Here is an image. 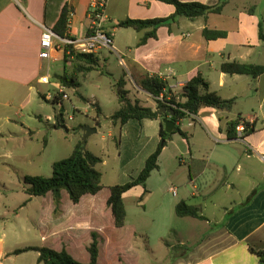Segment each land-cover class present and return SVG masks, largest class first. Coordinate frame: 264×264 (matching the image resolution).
<instances>
[{
    "label": "crops",
    "instance_id": "0c3cea01",
    "mask_svg": "<svg viewBox=\"0 0 264 264\" xmlns=\"http://www.w3.org/2000/svg\"><path fill=\"white\" fill-rule=\"evenodd\" d=\"M91 2L92 0H0V164L2 159L10 156L32 162L43 151L25 150L44 132L40 114L32 108V103L42 94L43 84L39 83V78L48 73L49 66L55 65L52 74H63L67 65L65 67L63 63L62 44L57 38L53 42L60 49L51 53V59L39 58L40 36L43 27H54L66 5L70 8L67 33L74 40L81 39L88 31L87 12ZM183 2L222 7L218 14L211 13L193 21L186 19L193 32L175 35L174 28L181 22V18H178L170 30L165 26L160 27L155 39H148L144 45L138 46L144 32L133 30V35H130L126 33L130 29L118 28L117 23L125 19L166 18L174 13V7L160 0H109L105 28L112 36L114 51L104 50L95 57L100 67L101 59L108 60L106 52L111 56L122 55L121 63L128 65L131 71L135 97L140 94L151 97L136 86L137 80L145 75L156 76L169 71L172 77L164 83L169 91L178 96L188 80L200 75L208 83L210 91L225 100L235 99L229 112L201 108L196 115L182 119L179 124L175 123V127L178 125L180 128L187 119L189 132L180 128L186 138L178 133L172 135L159 156L158 169L153 172L159 173L161 177L168 172L171 176L178 168H187V164L192 162L202 168L192 180L188 179L187 169V179L195 192L202 189L201 198L210 199L217 192L226 195L234 191L242 196L240 200L223 199L219 202L217 207L222 211L221 217L213 220L202 214L199 205L190 204L184 199L187 193L179 196L180 191L170 187L163 178L158 192L161 195L167 189L172 194L174 198L172 202H168V207L174 213L175 206L183 201L198 208L206 220L177 217L189 230L187 236L193 243L188 249H181L185 245L183 242L176 244L166 240L165 234L161 232L159 240L165 256L160 264H259V258L249 249L264 251V47L258 38V24L264 21V0ZM204 29L223 31L226 37L207 41L202 35ZM119 32H125L133 38L132 47L118 41ZM192 61L194 66L190 65ZM231 61L262 66L263 73L254 80L247 76L221 73L220 64ZM58 63H62V67ZM120 78L125 80L124 89L128 91V98L131 102L135 101L131 97V90L127 89L130 80L127 81L125 76ZM151 98L156 103L155 98ZM16 101L19 109L26 111L24 114L11 111L10 108ZM156 105L157 103L147 108L156 110ZM118 109L119 106L116 110ZM237 117L253 123L255 131L243 139H229L225 132L226 124ZM45 120L48 121V118ZM120 126V143L123 145L120 162L125 169L135 170L138 175L160 141L159 121H128ZM92 127L97 128L98 123ZM146 127L151 129L150 135L146 134ZM51 128L55 130L54 125ZM176 136L181 138L184 144L182 148L175 145ZM10 143L14 144L11 151L3 147ZM42 143L46 149V137ZM170 147L172 154L167 158L169 163L164 168L162 158ZM101 160L102 164L104 161L102 158ZM13 170H16L15 167ZM24 176L28 175L21 176V180ZM0 186L5 187L1 182ZM147 186L146 181L145 190ZM25 189L24 185L23 193L26 195ZM142 189L144 194L145 190ZM172 190L175 191L174 195ZM146 191L145 200H148L153 192L150 188ZM104 192L102 189L96 195H85L77 204H72L73 207L62 204L63 192L58 207L51 193L43 197L26 195L27 199L18 207H4V211L0 213V223L8 225L9 215L18 218V212L26 207L27 202L40 198L36 217L31 218V228L37 230L40 245L25 248L48 247L56 251L64 249L77 261V251H84L85 257L79 262L87 263L89 256L86 248L91 242V234L96 233L99 238L97 264H119L117 261L122 259L127 250L150 251L145 240L146 232L139 230L137 224L128 222L126 216L123 227L114 226L110 209L106 205L109 191ZM197 194L192 192L190 195L196 197ZM104 218H107V224L104 223ZM211 224L215 227H209ZM13 251L5 253L0 249V262L9 256H18L13 255ZM29 252L36 253L37 263L38 253Z\"/></svg>",
    "mask_w": 264,
    "mask_h": 264
},
{
    "label": "rangeland",
    "instance_id": "374dc122",
    "mask_svg": "<svg viewBox=\"0 0 264 264\" xmlns=\"http://www.w3.org/2000/svg\"><path fill=\"white\" fill-rule=\"evenodd\" d=\"M180 21V24L174 28L175 35H179L180 32H193V29L185 18H181ZM126 31L130 35L134 33L131 29ZM118 41L125 46L131 47L134 42L133 38L125 34V32L123 34L122 32L118 33ZM109 52H106L108 54L107 61L101 59L100 67L85 77L79 78V88L67 89L64 87V93L67 94L68 100L60 98L62 101L59 104L46 101L44 99L45 95L47 93L53 95L56 91L50 86H42V94L37 97V100L33 101L32 108L38 110L44 132L34 139L33 145L30 144V146L25 147V150L43 151L32 162L19 160L13 156L2 159L0 164V182L5 187L0 186V213L4 211V207H18L27 199V196L23 193L24 185L21 176L51 177L52 164L70 156L74 148L79 144L85 150L99 156L104 161L96 167L102 175L101 184L103 193H105L104 191H108L109 187L125 184L137 176L135 170L125 169L124 165L120 162V157L123 155V145L120 143L122 127L120 124H113L110 119L119 106L114 94L115 80L122 76H125L127 81L130 80L131 83H128L127 89L131 90V97L135 99L133 102L137 101L143 107L155 106L156 103L146 94H140L135 97V93L132 91L133 81L130 78L131 71L129 66L121 63L120 57L123 58L122 55L116 54L111 56ZM57 65L62 67V63H58ZM190 65L194 66V61L190 62ZM54 70L55 65H50L48 74H52ZM70 71L71 66L67 64L66 72L70 73ZM54 75H50L52 80ZM10 109L13 112L18 111L21 114L26 112L19 109L18 101ZM46 117L48 121L45 120ZM70 117L72 119H69ZM96 122L98 123V127H92ZM51 124L52 126H56L55 130H52ZM187 124L188 120L186 119L181 124V130L189 132ZM198 126L197 124L196 129L199 128ZM84 128H94L96 132L86 135L83 131ZM150 131L151 129L145 128L147 135L151 134ZM44 137L48 141L46 149L42 143ZM199 138H201L200 135ZM36 140L38 141L36 142ZM175 145L178 148H182L184 145L178 136H176ZM3 147L11 151L14 148V144L10 143L3 145ZM171 154L172 147L168 148L165 156L162 158L164 168L168 165L169 160L167 158ZM13 167L16 170H13ZM169 169L173 170L172 168ZM163 178L168 181L170 187L175 188L178 192L180 191L179 196H185L187 193L184 199L188 200L190 204L199 205L202 214L213 220H219L221 217L222 211L217 207L219 202H222L223 199L224 201L232 199L240 200L242 196L235 193V191L228 192L226 195L222 192H217L211 195L210 199L206 198L204 200L200 197L202 189L200 190L199 188V191L195 192L188 183L186 166H181L171 176L168 172H165L162 177L159 173L153 172L147 180L148 186L146 190L150 188L153 192L148 200H145L146 195L143 194V189L140 186L131 189L123 196L127 221L137 224L139 230L146 232L145 240L148 243L150 251L147 249H141L140 252L137 250H134L135 252L127 250L122 259L117 261L119 264H160V261H163L165 256L164 248L159 240L161 232L165 234L166 240L173 243L176 242V244L183 242L185 245L181 249H188L193 243L187 236L189 234L187 226L182 224V220L177 218L173 209L168 207V202H172L174 198L172 194L168 193L167 189L164 194L160 195L158 192ZM192 192L194 194L198 193L196 197H191L190 194ZM62 194V204L65 207H73L66 193L63 192ZM40 201V198H34L32 202H27L26 207L19 212L15 210L20 216L14 218L13 215H9L7 217L8 225L3 226L0 223V249L3 252L7 253L15 249L40 245V236L37 230L31 228L33 226L31 218L36 217L37 206ZM160 206H163V209H160ZM103 221L105 224L108 223L107 218H104ZM209 227L214 228L215 226L211 224ZM188 241L191 243H188ZM84 257V251H77L78 261ZM0 264H37L36 253L26 252L18 256H9L4 261H1Z\"/></svg>",
    "mask_w": 264,
    "mask_h": 264
},
{
    "label": "trees",
    "instance_id": "16d2710c",
    "mask_svg": "<svg viewBox=\"0 0 264 264\" xmlns=\"http://www.w3.org/2000/svg\"><path fill=\"white\" fill-rule=\"evenodd\" d=\"M160 1L174 7L175 11L171 16L150 20L125 19L118 22L117 27L132 29L136 32H144L137 43V45L140 46L144 45L148 39H155L157 37L156 32L158 28L165 26L170 30L171 25L175 24L178 18H185L189 21H193L211 13L218 14L222 7L208 6L198 2H183V0ZM69 17L70 8L65 5L61 10L56 24L51 29L61 40H74L67 33ZM202 35L207 41L226 37V33L223 31L209 29H204ZM258 38L264 47V21L258 24ZM62 51L63 63L65 67L69 64L71 66V71L70 73L64 71L63 74H55L53 80L59 82L67 89H77L80 87L79 78L86 76L99 67L98 59L94 55L78 53L70 44L62 45ZM219 71L229 76L242 75L254 80L263 73V68L259 65L231 61L220 64ZM135 84L139 89L153 98L158 97V95L167 88L166 83L156 76L149 75L143 76L137 80ZM124 87L125 80L123 78H120L114 85V94L119 103V109L112 114L110 119L113 123H120L121 125L128 121L141 122L143 120H158L160 141L154 152L146 159L143 168L135 178H132L125 184L114 185L108 188L109 196L106 205L110 209L113 224L116 228L123 227L125 222L126 212L123 204L124 194L137 186L145 190V183L151 176V173L158 169L159 156L167 143L171 140L173 134L178 133L186 138V134L180 130L178 125L171 133L165 132L162 120L167 114L159 115V109L165 108L172 110L174 112L172 120L177 123L179 120L196 115L201 108H213L218 111L229 112L235 103V99L225 100L219 97L215 92L210 91L208 83L200 75L192 77L182 86L181 92L179 93L181 100L176 103L175 98H173V103L175 104L173 108L157 101L156 110L142 107L137 102H131L128 98V91H126ZM61 101L60 98H55L52 103L59 104ZM240 124L243 125V132L241 137H237L236 128ZM254 131L255 125L246 122L241 117L228 121L225 127V132L229 139H243ZM101 162L102 160L100 157L85 150L83 146L79 144L74 148L70 156L52 164L51 177L24 176L22 181L26 186L25 193L29 197H43L51 193L53 201L56 207H58L61 202V193L65 192L70 202L72 204H77L83 196L96 195L103 189L101 184V173L96 168ZM201 168V165L198 166V164L192 162L188 163V179L192 180L199 173ZM146 193L147 191L145 190L144 194ZM175 215L180 218L189 217L201 221L206 220L198 208L188 205L183 201H180L175 206ZM98 244L99 238L97 234L92 233L91 242L86 248L89 256V261L87 263H81L75 260L64 249L56 251L48 247L16 249L12 254L19 255L29 251H35L38 253V264H97ZM249 251L259 258V264H264V251L255 252L252 249H249Z\"/></svg>",
    "mask_w": 264,
    "mask_h": 264
},
{
    "label": "built area",
    "instance_id": "2783aa9c",
    "mask_svg": "<svg viewBox=\"0 0 264 264\" xmlns=\"http://www.w3.org/2000/svg\"><path fill=\"white\" fill-rule=\"evenodd\" d=\"M109 0H92L88 7L87 19L89 22L87 34L81 39L77 40H66L63 39L61 44H70L73 48L81 54L88 55H98L101 51H114L112 38L110 33L105 28L107 22V13L106 6ZM59 39L51 29L43 27L40 40H39V58L40 59H51V53L57 49H60L59 46H56L53 42V39ZM158 79L165 82L166 80L172 77V73L167 71L165 73H159L156 75ZM39 83L52 87L56 92L51 95L47 93L45 99L47 101H53L55 98H61L62 100H68L67 94L64 93V87L57 81L52 80L51 77L47 74L42 75L39 78ZM173 98H175L176 103L180 101L178 94L169 91V89H164L158 97L155 98L157 102H160L171 108L174 107ZM69 119H72L71 117ZM179 120L176 124H179ZM237 137H241L243 132V125L240 124L236 128ZM173 195L175 191L172 190Z\"/></svg>",
    "mask_w": 264,
    "mask_h": 264
},
{
    "label": "water",
    "instance_id": "95a60500",
    "mask_svg": "<svg viewBox=\"0 0 264 264\" xmlns=\"http://www.w3.org/2000/svg\"><path fill=\"white\" fill-rule=\"evenodd\" d=\"M158 113H159V115L160 114H168L169 115V117L165 116V118H163L162 122L164 124L165 132L166 133H171L174 130V128H175V122L172 120V117L174 116V112L172 110H170V109L161 108V109H159ZM83 131H84V133L86 135H89L91 133H95L96 129H94V128H92V129L91 128H84Z\"/></svg>",
    "mask_w": 264,
    "mask_h": 264
}]
</instances>
